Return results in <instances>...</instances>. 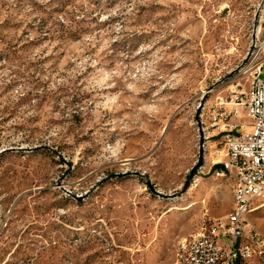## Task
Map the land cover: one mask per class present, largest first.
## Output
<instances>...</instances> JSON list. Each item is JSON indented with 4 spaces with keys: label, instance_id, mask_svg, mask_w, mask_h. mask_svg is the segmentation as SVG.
Returning a JSON list of instances; mask_svg holds the SVG:
<instances>
[{
    "label": "rangeland",
    "instance_id": "374dc122",
    "mask_svg": "<svg viewBox=\"0 0 264 264\" xmlns=\"http://www.w3.org/2000/svg\"><path fill=\"white\" fill-rule=\"evenodd\" d=\"M263 51L264 0H0V264H173Z\"/></svg>",
    "mask_w": 264,
    "mask_h": 264
},
{
    "label": "built area",
    "instance_id": "2783aa9c",
    "mask_svg": "<svg viewBox=\"0 0 264 264\" xmlns=\"http://www.w3.org/2000/svg\"><path fill=\"white\" fill-rule=\"evenodd\" d=\"M247 91L232 97L231 104L245 111L249 127L229 123L231 112L220 103L213 128L221 130L225 160L215 170L218 178L233 181L234 214L214 219L196 236L180 240L173 264H264V235L252 228L251 209L264 197V51ZM241 129H248L241 131ZM215 166V165H214ZM228 236V244H221Z\"/></svg>",
    "mask_w": 264,
    "mask_h": 264
},
{
    "label": "water",
    "instance_id": "95a60500",
    "mask_svg": "<svg viewBox=\"0 0 264 264\" xmlns=\"http://www.w3.org/2000/svg\"><path fill=\"white\" fill-rule=\"evenodd\" d=\"M204 148V138L201 136V139H200V161H199V164L197 166H195L193 169H192V173H194L198 168H200L202 166V159H203V150ZM138 175V174H136ZM122 176H126V174H123ZM188 185V182L186 183V186ZM154 193L162 198H172V196H166V195H163L159 192H156L154 191Z\"/></svg>",
    "mask_w": 264,
    "mask_h": 264
},
{
    "label": "bare ground",
    "instance_id": "6f19581e",
    "mask_svg": "<svg viewBox=\"0 0 264 264\" xmlns=\"http://www.w3.org/2000/svg\"><path fill=\"white\" fill-rule=\"evenodd\" d=\"M212 128H213V126H212ZM263 198L264 197H260V200ZM234 204H235V193H234V187H233V209L228 216H232L234 214ZM260 207L261 206H259V205H254L251 209V214L254 213L255 211H257ZM221 244H228V236H221Z\"/></svg>",
    "mask_w": 264,
    "mask_h": 264
},
{
    "label": "trees",
    "instance_id": "16d2710c",
    "mask_svg": "<svg viewBox=\"0 0 264 264\" xmlns=\"http://www.w3.org/2000/svg\"><path fill=\"white\" fill-rule=\"evenodd\" d=\"M219 168H221V165H215V166L213 167L214 170H217V169H219Z\"/></svg>",
    "mask_w": 264,
    "mask_h": 264
}]
</instances>
